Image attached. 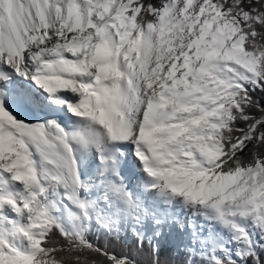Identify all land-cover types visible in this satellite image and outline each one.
Here are the masks:
<instances>
[{
	"label": "snow or ice",
	"instance_id": "obj_1",
	"mask_svg": "<svg viewBox=\"0 0 264 264\" xmlns=\"http://www.w3.org/2000/svg\"><path fill=\"white\" fill-rule=\"evenodd\" d=\"M162 244L264 264V0H0V264Z\"/></svg>",
	"mask_w": 264,
	"mask_h": 264
},
{
	"label": "trees",
	"instance_id": "obj_2",
	"mask_svg": "<svg viewBox=\"0 0 264 264\" xmlns=\"http://www.w3.org/2000/svg\"><path fill=\"white\" fill-rule=\"evenodd\" d=\"M92 239L100 244L107 245L111 251L120 253H129L137 256L138 258H143V253L147 251L146 247L143 250L138 249L136 238H125L123 236H112L111 234L99 233L95 231L92 234ZM161 260L165 264H184L189 258L186 254L182 252H177L171 245H165L161 247ZM195 264H201L197 259Z\"/></svg>",
	"mask_w": 264,
	"mask_h": 264
},
{
	"label": "rangeland",
	"instance_id": "obj_3",
	"mask_svg": "<svg viewBox=\"0 0 264 264\" xmlns=\"http://www.w3.org/2000/svg\"><path fill=\"white\" fill-rule=\"evenodd\" d=\"M97 231L99 233H101L99 230H97ZM120 236H123V237L128 238V239L133 237V235L130 232H128V233H122ZM165 245H168V244H162V247L165 246Z\"/></svg>",
	"mask_w": 264,
	"mask_h": 264
}]
</instances>
